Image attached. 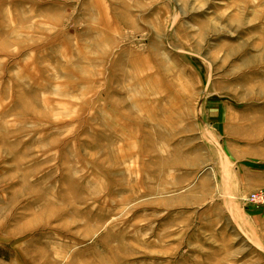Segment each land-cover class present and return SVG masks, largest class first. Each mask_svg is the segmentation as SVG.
I'll return each instance as SVG.
<instances>
[{
    "label": "rangeland",
    "instance_id": "obj_1",
    "mask_svg": "<svg viewBox=\"0 0 264 264\" xmlns=\"http://www.w3.org/2000/svg\"><path fill=\"white\" fill-rule=\"evenodd\" d=\"M264 0H0V264H264Z\"/></svg>",
    "mask_w": 264,
    "mask_h": 264
},
{
    "label": "built area",
    "instance_id": "obj_2",
    "mask_svg": "<svg viewBox=\"0 0 264 264\" xmlns=\"http://www.w3.org/2000/svg\"><path fill=\"white\" fill-rule=\"evenodd\" d=\"M251 203L256 204H264V192L260 193L259 195H254L253 194V198L251 196Z\"/></svg>",
    "mask_w": 264,
    "mask_h": 264
}]
</instances>
